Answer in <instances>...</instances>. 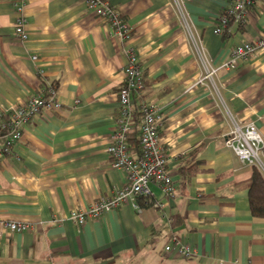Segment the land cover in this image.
I'll return each instance as SVG.
<instances>
[{
	"label": "crops",
	"instance_id": "crops-1",
	"mask_svg": "<svg viewBox=\"0 0 264 264\" xmlns=\"http://www.w3.org/2000/svg\"><path fill=\"white\" fill-rule=\"evenodd\" d=\"M133 31L123 43L87 10V0H27L29 41L15 39L12 0H0V116L54 86L60 110H44L0 163V264H264V221L251 215L242 184L252 167L226 146L235 124L264 138V52L223 69L230 53L261 39L264 0L246 25L216 35L232 0H105ZM183 14L186 18L183 20ZM199 38L213 68L214 87L199 84ZM133 49L176 187L166 200L156 185L140 210L127 204L101 220L70 221L99 198L112 197L126 174L107 153L119 116L125 50ZM33 57L37 61H33ZM165 204L164 213L153 204ZM144 204H147L146 206ZM6 222L30 232H5ZM175 242L195 255L184 259Z\"/></svg>",
	"mask_w": 264,
	"mask_h": 264
},
{
	"label": "built area",
	"instance_id": "built-area-1",
	"mask_svg": "<svg viewBox=\"0 0 264 264\" xmlns=\"http://www.w3.org/2000/svg\"><path fill=\"white\" fill-rule=\"evenodd\" d=\"M16 16L14 35L15 39L26 44L29 41L25 11L27 0H12ZM257 0H232L231 8L219 18L215 28L216 35H223L230 22L244 27L249 17V10ZM175 7L182 11L180 0H173ZM87 10L98 20L108 25L111 34L123 43L131 40L133 31L121 14L112 8L105 0H87ZM183 20L186 18L183 14ZM187 25V24H186ZM189 34L198 61L201 66L199 84H208L214 87V79L218 69L213 68L208 60L205 49L199 38L192 35L190 27L185 26ZM264 52V33L261 39L237 47L230 53L229 60L222 66L223 69L234 71L238 64L251 60L257 53ZM126 65L123 69V84L118 92L119 116L115 123L114 132L110 138L107 153L111 166L126 174V184L115 190L110 198L97 199L89 209L74 211L70 221L77 227H83L90 221L101 220L106 214L119 210L127 204H132L140 210L139 200L153 196L151 185H156L166 200L176 197V187L170 175L169 158L164 154L159 135L162 126V116L155 105L151 103L140 105L138 111L134 99L143 95L145 91L143 71L135 51L127 49L124 52ZM37 61L36 57L32 58ZM61 104L56 99L54 86H49L23 106L4 112L0 116V163L13 153L15 146L22 140L24 126L44 110H60ZM137 133L141 154L136 156L131 151L133 134ZM226 146L243 163L257 167L264 175V138L253 125L239 126L235 124L226 141ZM165 204L156 202L153 208L164 213ZM5 232L22 234L30 232L32 226L25 223L6 222L3 224ZM175 247L168 246L166 253L175 250L177 254L188 259L195 252L187 245L175 242Z\"/></svg>",
	"mask_w": 264,
	"mask_h": 264
},
{
	"label": "trees",
	"instance_id": "trees-1",
	"mask_svg": "<svg viewBox=\"0 0 264 264\" xmlns=\"http://www.w3.org/2000/svg\"><path fill=\"white\" fill-rule=\"evenodd\" d=\"M231 24L232 22H230L229 26ZM139 107L135 106L137 111ZM132 137L131 151L134 155L139 156L141 149L138 134L134 133ZM242 186L248 190V204L251 215L264 221V175L257 167L253 166L251 176ZM143 200H139L138 204L141 205ZM144 205L146 206L147 204Z\"/></svg>",
	"mask_w": 264,
	"mask_h": 264
}]
</instances>
